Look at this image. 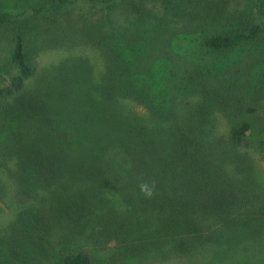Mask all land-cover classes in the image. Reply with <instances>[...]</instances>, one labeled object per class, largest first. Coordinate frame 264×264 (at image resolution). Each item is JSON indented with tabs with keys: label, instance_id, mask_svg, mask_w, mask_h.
Masks as SVG:
<instances>
[{
	"label": "trees",
	"instance_id": "trees-1",
	"mask_svg": "<svg viewBox=\"0 0 264 264\" xmlns=\"http://www.w3.org/2000/svg\"><path fill=\"white\" fill-rule=\"evenodd\" d=\"M81 1L102 8L99 25L82 31L103 56L102 80L42 79L41 51L76 44L63 12ZM143 1L27 0L24 14L0 3V206L12 212L0 226V264H96L72 233L89 239L103 225L120 246L152 237L150 250L164 257L198 241L210 264L264 242V172L222 150L255 142L264 160V76L254 84L248 61L239 74L235 56L246 47L264 56V0H252L256 19L251 11L237 27L199 32L200 48L184 51L171 17L220 21L217 1L161 0L156 16ZM40 14L54 17L32 39L27 17ZM153 180L146 198L138 184Z\"/></svg>",
	"mask_w": 264,
	"mask_h": 264
},
{
	"label": "rangeland",
	"instance_id": "rangeland-1",
	"mask_svg": "<svg viewBox=\"0 0 264 264\" xmlns=\"http://www.w3.org/2000/svg\"><path fill=\"white\" fill-rule=\"evenodd\" d=\"M217 1V4L213 5V9L216 7V12L220 15L219 19L214 17L208 18H183V17H171L173 28L179 30L176 35L177 47L181 50H187V47L190 48H200L197 47L193 40L199 41L200 33H208L210 30H214L215 27L219 29H230L233 27L239 26V19L244 13H250L253 11V19L257 18L256 11L254 10V5L252 0H213ZM145 11L149 15L162 14L164 12L162 8L161 0H144ZM4 9L10 10L15 13L24 14L27 9H29V4L27 0H0ZM219 3V5H218ZM235 13H239L240 16L238 19H235ZM102 8L95 7L89 2L81 1L76 4L69 5L63 12V16L66 17V21L71 22V28L68 30V33L75 34L72 37L76 40V44L73 47L61 48V47H51L45 51H41L38 61L40 62L41 68V78L43 79V74L55 75L56 77L65 80L67 83L75 84L79 81L78 77L80 73H84L86 79L94 84H100L102 76L104 74V59L100 50L96 49L89 41V35H86L82 31L88 30L90 32L91 28H95L99 25L98 21L101 18ZM224 14V15H223ZM232 15V17H229ZM25 16V15H24ZM122 16V15H121ZM234 16V17H233ZM26 17V16H25ZM52 15H43L40 14L35 17H27L30 23L33 26L31 31L32 39L35 37L37 32H43V25L51 19ZM144 19H149V16H144ZM259 19H261L259 17ZM263 20V19H262ZM86 28H81V27ZM62 27L52 24L49 26V30L52 34H60ZM194 30V31H192ZM63 32V31H62ZM82 33V34H79ZM43 34V33H42ZM85 40V42H84ZM7 51L4 48L0 50V56H4ZM236 59L239 60V74H245V69H241V65H246L245 62H253L252 82H256L255 77L262 78L264 76V61L261 59L263 57L255 58L253 53H251L250 48L246 47L243 52L235 53ZM221 58H225L222 56ZM256 66L255 70L254 67ZM84 70V71H83ZM238 74V75H239ZM233 77L235 80H238V85L235 87L236 92L243 90V79L244 77L239 76ZM55 76L51 77L56 78ZM250 77V76H249ZM78 79V80H77ZM240 80V81H239ZM83 81V80H82ZM63 82V81H62ZM43 85V83H42ZM242 97V93H238ZM244 98L250 100L249 97L244 96ZM264 114V110H263ZM229 124L225 118H220L218 122V130L220 133L225 134L229 130ZM254 141H256L254 139ZM255 142H252L250 146H240V147H225V144H222V150L226 151L228 154L226 157L231 162H237L241 159L246 160L250 165H258L261 169V172H264V160L260 159L256 152ZM3 206V212L0 214V226L4 225L8 220L11 219V209L8 206L1 204ZM104 228V230H103ZM101 235L90 236L89 239H85L86 234H79L77 232L72 233L74 241L80 242L87 249H93V253L96 258V264H210L208 262V255L203 251V246L198 244V241L193 245L191 244L185 255L177 254L173 256H166L153 253L150 248L152 247V237L146 236L141 232L142 237L144 238L143 245L145 247L130 246L127 241L125 245L116 243L117 238H110V235L107 234L105 226L103 225ZM82 237V239L79 238ZM206 237H202V239ZM70 241V240H69ZM69 241L67 243H69ZM71 242V241H70ZM131 242V241H130ZM204 243V242H203ZM207 244V243H204ZM75 246L74 244H72ZM141 249V250H140ZM136 256L132 257L133 253H136ZM116 254V256H115ZM115 256L112 258V256ZM206 255V256H204ZM204 256V257H203ZM222 258H229L230 260L226 262L227 264H264V242L256 247L243 248L241 246H236L233 249H230L229 252L222 251L220 252L219 257L216 258V264H224ZM199 260L198 263H196Z\"/></svg>",
	"mask_w": 264,
	"mask_h": 264
},
{
	"label": "clouds",
	"instance_id": "clouds-1",
	"mask_svg": "<svg viewBox=\"0 0 264 264\" xmlns=\"http://www.w3.org/2000/svg\"><path fill=\"white\" fill-rule=\"evenodd\" d=\"M140 192L143 194L146 198H151L155 195L156 190V182L153 180L151 182L148 181H141L138 184Z\"/></svg>",
	"mask_w": 264,
	"mask_h": 264
}]
</instances>
